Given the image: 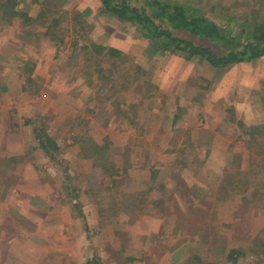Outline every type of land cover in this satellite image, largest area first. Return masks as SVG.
<instances>
[{
    "label": "rangeland",
    "instance_id": "374dc122",
    "mask_svg": "<svg viewBox=\"0 0 264 264\" xmlns=\"http://www.w3.org/2000/svg\"><path fill=\"white\" fill-rule=\"evenodd\" d=\"M158 1L264 26V0ZM161 48L99 0H0V264H264V58Z\"/></svg>",
    "mask_w": 264,
    "mask_h": 264
},
{
    "label": "trees",
    "instance_id": "16d2710c",
    "mask_svg": "<svg viewBox=\"0 0 264 264\" xmlns=\"http://www.w3.org/2000/svg\"><path fill=\"white\" fill-rule=\"evenodd\" d=\"M99 1L112 17L134 25L149 41L157 44L160 42L163 52L177 50L187 53L188 58L199 56L212 67L220 69L264 58V26L262 24L253 26L249 39L241 40V36L232 37V33L222 30L216 23L202 15H195V12L182 5L171 6L158 0H147L146 4L151 10V14L147 15L143 10L130 7L126 4V0L114 6H111L110 0ZM163 24L169 26L171 30L182 31L202 42H207V45H195L179 40L173 36L171 30L162 28ZM104 55L110 59L118 58L120 52L110 48ZM47 142H50V139L45 137L40 143L44 147H49ZM92 263L95 264V262Z\"/></svg>",
    "mask_w": 264,
    "mask_h": 264
}]
</instances>
